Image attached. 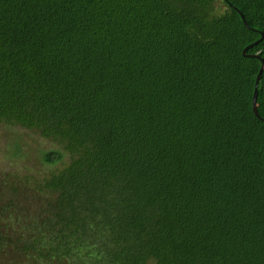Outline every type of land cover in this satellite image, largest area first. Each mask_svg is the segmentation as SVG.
<instances>
[{"label": "trees", "instance_id": "16d2710c", "mask_svg": "<svg viewBox=\"0 0 264 264\" xmlns=\"http://www.w3.org/2000/svg\"><path fill=\"white\" fill-rule=\"evenodd\" d=\"M1 125L0 264H264V0H0Z\"/></svg>", "mask_w": 264, "mask_h": 264}, {"label": "rangeland", "instance_id": "374dc122", "mask_svg": "<svg viewBox=\"0 0 264 264\" xmlns=\"http://www.w3.org/2000/svg\"><path fill=\"white\" fill-rule=\"evenodd\" d=\"M13 145H19L18 149L24 151L25 157L23 159L9 161L8 149H10L11 153V151L15 152L17 148ZM49 148H51V144L30 132L12 130L2 125L0 126V169L4 171L13 170V164L15 165L18 162L19 164L26 165L27 168L33 170L32 172L38 171L39 174L46 172L48 166L40 161V157L42 152Z\"/></svg>", "mask_w": 264, "mask_h": 264}, {"label": "water", "instance_id": "95a60500", "mask_svg": "<svg viewBox=\"0 0 264 264\" xmlns=\"http://www.w3.org/2000/svg\"><path fill=\"white\" fill-rule=\"evenodd\" d=\"M241 17H242V15H241ZM242 19H243V17H242ZM244 24L247 26L245 21H244ZM254 57H256V56H254ZM262 71H263V67L260 69L258 75L256 76L255 83H254V91H253V96H252V110L257 117H259V115L256 111V105H255L256 104V92H257L258 82H259V78H260ZM263 162H264V153H263Z\"/></svg>", "mask_w": 264, "mask_h": 264}]
</instances>
